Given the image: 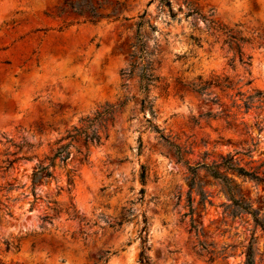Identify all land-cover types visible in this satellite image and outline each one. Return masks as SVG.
I'll return each mask as SVG.
<instances>
[{"label":"rangeland","instance_id":"obj_1","mask_svg":"<svg viewBox=\"0 0 264 264\" xmlns=\"http://www.w3.org/2000/svg\"><path fill=\"white\" fill-rule=\"evenodd\" d=\"M104 1L0 0V264H264V0Z\"/></svg>","mask_w":264,"mask_h":264},{"label":"trees","instance_id":"obj_2","mask_svg":"<svg viewBox=\"0 0 264 264\" xmlns=\"http://www.w3.org/2000/svg\"><path fill=\"white\" fill-rule=\"evenodd\" d=\"M164 3L168 5L169 3L165 0ZM103 2H105L103 0ZM64 5L68 7V10L71 12H75L78 14H86L89 18L90 22H94L96 19V9L99 7V4L97 7H94L90 0H77L74 2H70L65 0ZM64 9L60 8L57 9V15H60ZM245 42L243 38H239L235 35H227V40L225 43L227 44L228 48L230 50L236 51V54L238 55V60L239 63L244 65V66H249V57H243L240 51L241 45ZM3 64L9 65V61H4ZM143 75L141 76V79H143ZM201 86L196 88V91L201 93L203 92L206 87ZM256 97L259 98L261 96L260 93H256ZM248 100H251L250 98ZM115 114L114 108L110 107L102 112L98 113L96 118L91 121V123L96 122L99 125L105 124L108 121L111 122L113 120V116ZM85 131L78 133L76 130H74L75 134H67L64 138V140H69L68 143L58 146L57 148L54 149L53 154L50 158H48L47 164L43 165L42 163H37L35 164L34 170L31 173V186H32V196H33V202L36 201L35 198V193L33 191V187L35 186L36 183L43 181H48L52 178V173L50 171L51 168L54 166V161L58 160L61 164H64L66 160L68 159V152L67 148L70 145V142L73 141L76 137H80L83 141V144H99L100 143V137L97 135V132L95 129L91 128V124L85 127ZM40 129H37V133H40ZM89 131V132H87ZM107 136L105 135L104 138ZM7 143L10 145V147H13L12 153H9L8 156L10 159H6L3 164V172L7 171L8 169L12 168L13 165L19 163V162H29L31 160V157L27 155V150L31 147L30 145L26 144L25 142H21L18 144L11 143V141H7ZM205 167V166H203ZM206 170L209 171L210 175L215 178L221 180L226 186L228 185V179L225 176H222L221 174L218 173L216 170H210L211 168L205 167ZM231 171L236 173L238 176L242 177H253L252 173L244 171L242 168H238L235 166L230 165ZM12 188H15L14 186H9L7 190H11ZM247 211V210H246ZM250 213L254 218L255 214L253 212H248ZM256 224L260 227V229L264 232V219L263 221H258L255 218ZM244 264H255L253 260V255L251 252V249L249 248L248 251L245 254V261Z\"/></svg>","mask_w":264,"mask_h":264}]
</instances>
